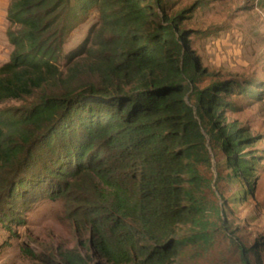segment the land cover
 I'll return each instance as SVG.
<instances>
[{
	"label": "trees",
	"instance_id": "16d2710c",
	"mask_svg": "<svg viewBox=\"0 0 264 264\" xmlns=\"http://www.w3.org/2000/svg\"><path fill=\"white\" fill-rule=\"evenodd\" d=\"M163 1L9 0L0 104H16L0 109L3 225L14 200L71 199L94 264H173L188 245L208 246L218 227L231 229L199 166L212 140L232 180L254 175L257 158L243 151L255 138L222 125V96L244 87H198L182 15H161ZM92 10L97 20L61 62L68 34ZM186 223L196 231L180 237ZM238 249L250 264L253 250ZM63 260L91 264L78 253Z\"/></svg>",
	"mask_w": 264,
	"mask_h": 264
},
{
	"label": "rangeland",
	"instance_id": "374dc122",
	"mask_svg": "<svg viewBox=\"0 0 264 264\" xmlns=\"http://www.w3.org/2000/svg\"><path fill=\"white\" fill-rule=\"evenodd\" d=\"M8 4L9 0H0V66L9 60L12 49L6 34ZM158 12L182 15L178 28L186 31L188 48L201 70L200 89L231 80L244 87H233L222 96V125H233L255 138L243 152L247 161L257 158L248 181L242 177L232 180L221 144L206 141V160L199 168L212 186L205 192L213 204L225 208L223 218L231 229L218 227L208 246L188 245L173 264H243L238 245L253 250L250 264H264V0H164ZM97 17L92 10L68 34L61 62L81 44ZM12 104L16 103L0 104V109ZM9 206L7 212L18 221L13 217L5 225L0 221V264H66L63 258L69 253L96 262L89 257L85 226L71 218L73 200L43 194L26 204L14 200ZM194 230L187 223L178 227L180 237Z\"/></svg>",
	"mask_w": 264,
	"mask_h": 264
}]
</instances>
